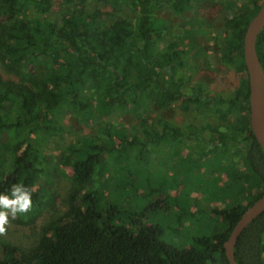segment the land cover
Returning a JSON list of instances; mask_svg holds the SVG:
<instances>
[{"label":"trees","instance_id":"obj_1","mask_svg":"<svg viewBox=\"0 0 264 264\" xmlns=\"http://www.w3.org/2000/svg\"><path fill=\"white\" fill-rule=\"evenodd\" d=\"M61 1L66 9L53 19L56 0H0V193L14 184L30 191L29 210L9 220L35 237L0 236V264H229L224 243L264 192L244 54L264 0H236L220 19L203 9L222 0ZM163 6L209 30L217 55L190 48L188 31L165 43L172 25L159 15ZM123 7L131 18L119 15ZM256 48L264 68V28ZM202 59L234 70V85L211 87ZM71 116L88 129L55 153ZM164 151L199 175L213 205L166 204L170 194L151 185L156 171L141 165ZM114 168L122 175L116 184L107 179ZM165 206L205 217L209 232L186 248L161 240L162 228L145 217ZM235 251L239 264H264V213Z\"/></svg>","mask_w":264,"mask_h":264},{"label":"rangeland","instance_id":"obj_2","mask_svg":"<svg viewBox=\"0 0 264 264\" xmlns=\"http://www.w3.org/2000/svg\"><path fill=\"white\" fill-rule=\"evenodd\" d=\"M88 2H90L91 5L96 3L94 0H89ZM235 5L236 0H222V3L220 4H207L203 10L208 12V15L220 19L224 13L232 15L234 13L233 10L235 9ZM65 9V4L62 3L61 0H56V3L52 10L48 13V16L53 19H58ZM131 13V8L123 7L119 15L131 18ZM159 15L167 18L172 25L171 29L166 33L165 43H167L169 40H172L174 35H182L188 31L190 34L195 35L194 41H192L191 45H189L190 48L197 49L198 45H206V49L210 55L214 57L217 55V50L215 48L216 45L214 44V41L210 39L208 33L209 30L204 31L200 29V27H198V29L193 28L194 22L190 18L191 16H175L169 11V7L167 6H163V8L159 11ZM199 31H202L204 36H200L198 34ZM210 66V62H207L206 59H202L200 63V67L202 68L201 78L204 81L209 82L211 87H215L226 92L228 88L234 85V82L237 80V75L234 70L232 71L229 67H222V65H218L216 63L215 70L213 66H211V68ZM218 68L221 70L220 73L217 72ZM164 112L167 115H170L172 118H175L178 122H181L184 118L183 115H181L176 109H168V111ZM130 119H132L131 114H126L124 116V120L129 121ZM66 126L65 132L60 137V147L54 145L52 148V151L55 153L63 149V144L66 143V140H74L78 134L83 133L81 131H87L88 129V127H85L82 123H79L72 116L67 121ZM163 146L165 147L164 149H168L165 144H163ZM171 156L172 155H166V151H164V153L153 152L150 157L143 160L144 162H141V165L144 166V168H148V171L146 169L144 170L145 172L152 171L150 166L152 167L153 171H156V173L153 175V179L151 180V185L159 186L170 194L166 204L172 205L177 200V202L179 201V203L184 208H187L193 207L198 199V201H202L204 204L207 203L206 207L213 205L214 202L212 201L217 200V197L213 195L208 196L204 193L207 191V189H203L201 187L199 175L193 172L188 174L182 171L181 169H185L187 166L184 163L180 164L175 156ZM138 163H140V161ZM175 165H177L180 169L176 167L173 168ZM68 170L70 171L71 168H68ZM187 170L189 171L190 168ZM160 171H163V173ZM107 175V179L114 181L115 184L116 181L122 177L120 171L115 168ZM141 180H144L143 175H141ZM181 190L184 191V193L175 192H180ZM162 194L164 195V193ZM206 196L207 198H205ZM205 199H207V201H205ZM145 223L158 224L162 228L159 238L178 248L190 247L195 242L194 239L196 237L208 233L210 229L208 223L205 222V217L199 215L194 217H185L184 215H179L173 208L167 209V206H165L164 209L160 208L157 212H152L150 215L145 217ZM31 235L32 234H30L29 229L16 224L11 220H9L8 225H6V231L0 234V236L4 239L13 241L21 240L23 241L22 243L33 242L35 237Z\"/></svg>","mask_w":264,"mask_h":264},{"label":"water","instance_id":"obj_3","mask_svg":"<svg viewBox=\"0 0 264 264\" xmlns=\"http://www.w3.org/2000/svg\"><path fill=\"white\" fill-rule=\"evenodd\" d=\"M264 28V1L248 24L244 41V54L250 87L251 127L264 152V68L256 43ZM264 213V192L241 215L237 224L224 243L229 264H239L236 244L244 229Z\"/></svg>","mask_w":264,"mask_h":264},{"label":"clouds","instance_id":"obj_4","mask_svg":"<svg viewBox=\"0 0 264 264\" xmlns=\"http://www.w3.org/2000/svg\"><path fill=\"white\" fill-rule=\"evenodd\" d=\"M31 204V193L23 184H14L8 192L0 193V234L6 231L10 217L27 212Z\"/></svg>","mask_w":264,"mask_h":264}]
</instances>
